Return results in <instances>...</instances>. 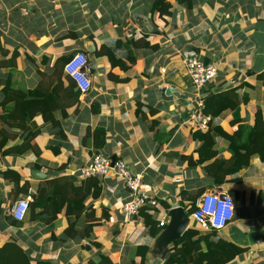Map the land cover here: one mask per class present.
Wrapping results in <instances>:
<instances>
[{
	"label": "crops",
	"instance_id": "obj_1",
	"mask_svg": "<svg viewBox=\"0 0 264 264\" xmlns=\"http://www.w3.org/2000/svg\"><path fill=\"white\" fill-rule=\"evenodd\" d=\"M155 1L0 0L1 44L10 51L6 60L18 51V81L35 89L43 79L40 74L53 75L63 56L83 52L92 84L90 92L67 109L66 117L56 113L60 127L46 126L32 141L33 149L19 156L0 153V248L15 240L32 264L98 261L99 250L88 240H65L69 221L64 212L53 228L30 224L27 218L20 229L13 225L11 210L19 200H32L42 181L76 176L88 166L97 155L93 132L100 127L107 132V144L99 154L116 157L143 176L142 191L158 202L145 211L158 222L172 208L183 207L185 191L230 197L231 192L238 193L234 218L218 233L246 250L229 264H264V162L258 156L252 168L227 177L239 178L237 183L216 185L209 180L204 168L210 162L198 163L199 143L193 138L197 128L189 121L190 109L201 94L193 89L186 66L191 54L203 62L212 58L219 70L215 90L246 84L239 94L250 100L241 105L240 119L228 114L219 121L227 133L254 125L258 111L264 117V86L248 75L264 72V0H192L191 10L177 0H166L172 15L164 17L152 14ZM102 49L115 50L126 69L113 67L107 55L98 56ZM8 72L4 68L0 75ZM35 120L38 126L44 123L40 116ZM23 144L18 137L5 149ZM216 150L218 158L229 160L233 155L225 140L217 141ZM36 172L44 178L38 180ZM100 179L102 197L86 203L102 220L90 240L101 244V252L115 264H141L140 246L149 248L145 264H164L166 259L149 255L156 239L148 233L143 214L124 215L130 199L124 182L114 174Z\"/></svg>",
	"mask_w": 264,
	"mask_h": 264
},
{
	"label": "trees",
	"instance_id": "obj_2",
	"mask_svg": "<svg viewBox=\"0 0 264 264\" xmlns=\"http://www.w3.org/2000/svg\"><path fill=\"white\" fill-rule=\"evenodd\" d=\"M184 4L187 9H192V0H177ZM152 14L159 13L161 17L171 16V4L166 0H156L151 9ZM0 32V70L6 68L9 72L0 75V153L6 155H24L33 149L32 141L35 140L46 126L52 125L59 128V121L56 113L61 112L63 117L67 116V109L78 103L81 92L75 82L64 72L65 65L72 56H63L55 65V72L51 76L43 77L40 84L35 89H28L23 82L18 81L16 60L18 51L13 52L10 60L6 57L10 54L1 44ZM124 39L118 41V45ZM129 40L124 44L127 45ZM107 55L113 67L126 69L121 58L115 56V50L105 51L102 49L98 56ZM129 58V57H128ZM211 59H206V64L212 63ZM46 64V63H45ZM248 75L255 77L264 86V72L256 74L249 71ZM65 82L68 83L66 86ZM214 83H210L202 90L203 107L201 112L209 117L211 122L207 132L200 129L194 132L193 138L199 143L197 153L198 163L205 166V172L209 180L216 185L226 183H237L239 178L227 180L228 176H233L252 168L253 159L258 156L264 162V117L261 111L256 114L254 125L245 124L234 134L227 133L220 125L219 121L228 114H233L234 120L240 119L241 105L247 104L250 100L245 95L241 98L239 91L246 86L242 83L229 91L215 90ZM222 87V86H221ZM42 117L44 123L38 126L37 117ZM191 118V112L189 119ZM17 131V132H15ZM90 132H87V136ZM62 139H66L63 132H59ZM21 137L24 144L5 149L9 140H16ZM218 140H225L228 149L232 152L229 160L218 158L216 144ZM94 150L99 154L107 144V132L104 128H96L93 132ZM51 148V147H50ZM41 151H36L40 156ZM190 159V158H189ZM196 164L192 163V167ZM17 181H20L18 177ZM78 177H62L44 180L38 185L36 194L32 195L28 221L30 224L43 223L47 227L53 228L58 216L64 212L69 221L68 228L64 231L63 237L67 239H86L99 250L98 261L90 260L89 264H115L106 254L102 253V245L90 240L94 228L101 225V219L96 216L93 205H86L89 199L97 200L102 197L104 189L102 181L98 177L80 180ZM205 190L185 191L182 193L181 205L191 216L198 209V200L204 195ZM264 192L262 193V195ZM234 199V215L237 209V199L239 194L231 192ZM23 200V199H22ZM167 209H170L166 202H161ZM187 203V204H186ZM148 209V208H147ZM149 212V211H147ZM144 216L145 226L153 239L164 230L159 226L157 219L146 211L141 212ZM104 218L107 220V211H104ZM13 225L23 228L24 222L19 223L13 220ZM149 248L147 246L138 247V252L142 254L141 264H145ZM245 248L227 242L219 236L215 230H201L193 223L184 235L175 242L168 254L164 264H229L238 256L245 252ZM0 264H32L28 252L12 240L0 248ZM37 264H54L50 260H39Z\"/></svg>",
	"mask_w": 264,
	"mask_h": 264
},
{
	"label": "built area",
	"instance_id": "obj_3",
	"mask_svg": "<svg viewBox=\"0 0 264 264\" xmlns=\"http://www.w3.org/2000/svg\"><path fill=\"white\" fill-rule=\"evenodd\" d=\"M88 57L83 52L75 53L64 67L65 74L70 77L82 95L88 94L92 84L87 71ZM188 74L191 78L192 87L201 94L200 101L191 107V121L197 129L207 131L211 119L202 114L203 107L202 90L218 77V67L213 64H206L191 54L186 62ZM113 164V157L104 154H97L93 157L88 166L80 169L76 176L79 180L89 178H104L114 174L121 179L130 193L129 201L124 205L123 212L128 218L138 216L149 207H157L158 202L148 193L142 191L141 174L133 173L130 168L120 160ZM75 176V174H74ZM31 198L19 200L11 210L12 219L16 222H25L29 216ZM234 200L226 194H205L198 202V209L190 216L193 223L201 230H224L234 218ZM169 223V214H166L160 221L159 226L163 229Z\"/></svg>",
	"mask_w": 264,
	"mask_h": 264
},
{
	"label": "water",
	"instance_id": "obj_4",
	"mask_svg": "<svg viewBox=\"0 0 264 264\" xmlns=\"http://www.w3.org/2000/svg\"><path fill=\"white\" fill-rule=\"evenodd\" d=\"M165 93L170 94V90H165ZM116 157H113V164L116 162ZM38 175L35 177L38 180L43 179L41 172H36ZM192 219L184 207L177 206L169 211V223L167 227L155 240L152 251L150 250L149 255L166 259L170 253L171 246L177 242L184 233L191 228Z\"/></svg>",
	"mask_w": 264,
	"mask_h": 264
},
{
	"label": "rangeland",
	"instance_id": "obj_5",
	"mask_svg": "<svg viewBox=\"0 0 264 264\" xmlns=\"http://www.w3.org/2000/svg\"><path fill=\"white\" fill-rule=\"evenodd\" d=\"M217 80V79H216ZM193 222V221H192ZM192 225H193V223H192Z\"/></svg>",
	"mask_w": 264,
	"mask_h": 264
}]
</instances>
